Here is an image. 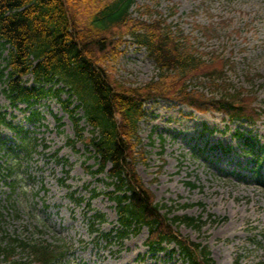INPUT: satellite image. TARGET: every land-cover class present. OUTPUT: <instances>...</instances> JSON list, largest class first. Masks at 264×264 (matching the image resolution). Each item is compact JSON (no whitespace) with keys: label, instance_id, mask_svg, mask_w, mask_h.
Wrapping results in <instances>:
<instances>
[{"label":"rangeland","instance_id":"1","mask_svg":"<svg viewBox=\"0 0 264 264\" xmlns=\"http://www.w3.org/2000/svg\"><path fill=\"white\" fill-rule=\"evenodd\" d=\"M147 5L161 11L152 17L163 16L173 30L180 27L190 35L206 58L212 52L227 58L225 76L231 90L244 88L246 94L255 95L253 105L261 109L262 117L255 124L229 122L220 112L199 113L174 100H150L140 122L137 170L163 205L162 212L200 218L199 227L171 223L184 238L206 245L214 264H264V184L252 169L251 148L238 135L240 131L252 135L255 152L264 153V0H135L133 17L149 20L147 12L140 15ZM130 41L114 61L117 75L144 83L156 75V64L145 47ZM7 53L0 45V71ZM25 82L33 85V76H25ZM3 87L0 77V111L23 127V133L3 126L0 139L15 147L28 131L30 140L36 141L30 143L31 155L15 154L14 164L7 163L15 167L10 180L16 181L0 187V240L66 243L69 250L63 264H190L175 243H164L156 254L149 251L146 226L120 240L99 236V231L118 225V216L107 194L113 189L108 172H92L98 167L89 144L92 127L83 121L79 138L55 96L35 105L41 114L31 121L26 103L14 107ZM200 87L220 93L208 85ZM67 97L63 93L62 98ZM221 146L232 149L224 153ZM0 155L3 161L9 157L4 150ZM260 171L264 176V168ZM76 197L83 199L79 202ZM96 211L106 217L96 225L98 232L91 227ZM12 260L39 264L19 246ZM0 264L17 263L1 259Z\"/></svg>","mask_w":264,"mask_h":264},{"label":"trees","instance_id":"2","mask_svg":"<svg viewBox=\"0 0 264 264\" xmlns=\"http://www.w3.org/2000/svg\"><path fill=\"white\" fill-rule=\"evenodd\" d=\"M134 3L135 0H0V45L8 49L0 71L3 92L12 104L23 101L30 108L42 98L56 96L80 138L83 118L93 126L95 134L90 144L98 167L92 172L107 171L112 179L113 189L107 194L116 203L120 224L115 233L101 231L99 236L120 240L147 226L146 243L151 250H160L164 242L175 241L191 264H213L206 245L184 238L171 223L179 221L199 227L200 218L187 214L169 217L162 212L163 205L138 173L136 147L142 142L139 127L147 115L145 103L157 97L174 99L200 112H222L232 122L255 123L262 111L253 105L255 95L246 94L244 88L231 90L225 76L227 58L216 52L206 58L183 29L173 30L163 16L152 17L154 13L161 14L160 10L147 5L140 15L147 12L149 20L133 17ZM127 35L146 47L156 64V75L144 83L136 84L117 75L114 61L128 40ZM29 74L33 85L25 82L24 77ZM204 85L220 93H207L200 87ZM63 92L69 93L67 99H62ZM73 96L80 101L74 106ZM38 116V110L32 108L29 119ZM1 123L20 129L3 112ZM238 135L251 147L254 163L261 165L264 158L253 151L254 137L245 132ZM32 140L23 137L17 148L31 155ZM17 148L8 146L6 154H18ZM254 168L261 178L257 166ZM2 169L0 161V174H13V168L6 174ZM82 199L77 198L79 202ZM91 218L92 230L98 231L96 222H103L104 214L96 211ZM17 246L28 250L40 264H62L69 248L66 243L55 245L10 237L9 241L0 240V260H11Z\"/></svg>","mask_w":264,"mask_h":264}]
</instances>
